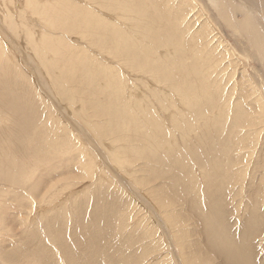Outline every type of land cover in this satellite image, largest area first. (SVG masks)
I'll return each mask as SVG.
<instances>
[{"label": "bare ground", "instance_id": "bare-ground-1", "mask_svg": "<svg viewBox=\"0 0 264 264\" xmlns=\"http://www.w3.org/2000/svg\"><path fill=\"white\" fill-rule=\"evenodd\" d=\"M3 1L7 8L17 0ZM17 2L23 11L3 14L10 30L23 34L48 72L60 69L59 75H51L52 84L70 100L72 110L81 105L96 143L114 146L108 153L112 165L126 168L144 158L148 179L141 184L157 194L167 227L190 255L189 264H264V185L246 192V169L238 162L248 158L240 156L246 149H256L253 155L259 153L258 160H264V78L253 80L244 67L240 74L231 68L227 75L232 62L217 76V62L232 52L220 53L214 44L225 25L246 40L264 67V0ZM68 36H78L82 43L75 46ZM17 58L0 35V242L7 235L15 248L4 253L0 247V255L13 264H133L134 244L118 251L128 214L117 195L102 193L89 200V207L74 205L40 232L29 234L28 221L5 228L8 219H19L20 210L49 190L47 179L59 177L58 183L70 180L73 186L78 177L96 178L97 167L95 155L59 124ZM240 76L238 83L234 78ZM167 136L173 140L168 139L170 151L165 153L160 143ZM170 159L177 167L171 168ZM152 163L160 168L154 179L174 173L196 180L180 188L193 197L195 228L179 219L172 204L175 194L166 188L170 178L152 186ZM187 166L193 173H186ZM197 168H203V178L196 175ZM98 170L107 175L104 168ZM96 180L105 189L108 182L102 176ZM7 210L12 213L5 222ZM239 211L247 220L238 217L233 222ZM15 227L21 231L13 232ZM137 231L130 236L141 237V244L145 232ZM19 236L25 243L15 247ZM152 242L148 237L146 244ZM200 242L208 255L191 251H199ZM118 252L121 258L132 257L121 261L114 256ZM138 252L136 262L147 257L140 245ZM166 255L156 264H171Z\"/></svg>", "mask_w": 264, "mask_h": 264}, {"label": "rangeland", "instance_id": "rangeland-1", "mask_svg": "<svg viewBox=\"0 0 264 264\" xmlns=\"http://www.w3.org/2000/svg\"><path fill=\"white\" fill-rule=\"evenodd\" d=\"M17 1L16 3L14 2L13 4H9L7 8H5L4 1L0 0V35L7 40V43H9L10 47L13 46V50L18 55L17 59L20 60L21 66H23V69H24L23 72L32 79L33 83L36 85V89L38 90L39 95L43 96L42 99L44 100L45 104L49 103V108L52 109L53 115L58 120L59 124L62 127H67L76 136L80 137L81 142L90 150L91 153L95 155L94 157L97 163V167H96V173H95L96 178L92 180L87 177H84V178L78 177L75 179L76 182L75 180H73L74 182L73 186L72 184L70 185L68 184L71 182L70 180L67 182H64L63 184L58 183L59 180L62 182V179H59V177H53L51 179H47L48 182L46 181V185L49 186L48 187L49 190L46 193H43V196L45 197L39 196V197L34 198V200L30 202L29 206H27L25 209L20 210V213L18 216L16 214V216L19 217V219L16 217L17 219L15 221H9L8 219L6 222L8 215L9 214L11 215V213L14 210L13 209L11 210L10 208L12 212L9 210L5 212L4 214L6 215L5 228H8V226L10 227L11 224H18L21 221L22 222L28 221L27 225L29 226L28 227V230L30 231L29 234L32 231L40 232V230L43 229L45 225H47V222H49L53 218L55 219L61 218L64 215V213L69 212L67 210L70 208H73L74 205L80 206L83 203L82 205L85 204V206L88 205L87 207H89L91 204L89 200H92L94 198L96 199L98 195L100 196L102 193L106 195L107 194L117 195L120 197L121 201L126 206L125 213L128 214L127 221L125 222L121 230V234H120L121 240L118 243V251H123L122 246L131 243L137 247V250L133 255V264H156V261L158 260L160 261L162 258L164 260V257L167 256L166 254H169L171 264H186V260L187 258L190 257V255L187 254L188 251L186 249L183 248L182 250L179 247L176 240L173 238L171 234L170 228L167 227L168 222L165 220V217L162 214L163 209L160 205L161 202L159 201L157 194L150 192L149 188L146 185L141 184L148 179L146 177L147 169L145 166L146 164H145L144 158L142 159L139 158L138 161L133 160L132 161L133 166L127 165L126 168L124 167L120 168L118 165L116 166L110 163V160H109L110 157L108 153L111 154L114 146L105 145V147H102V145H98L96 143L94 133L87 126L88 119L84 118V115L81 116V112H82L81 105L77 104L75 106V109L72 110V108H70L69 106L70 100L66 98H62L57 93L56 87H54V85L52 84L51 75L53 74L59 75L60 69L56 68L54 69V71L48 72L45 65H43L40 62V60H38V58L36 57L32 47L30 45H27V42L23 34L18 33L17 35L16 33L12 32V30H10L8 23L6 19L4 18L3 14H5L7 11H10V12L11 11L13 12L23 11L21 3ZM93 11L95 12V9H93ZM16 16H19V13H17ZM220 28H221V33H222L221 37L218 36L217 37L218 41L216 43L214 42V44L217 45L216 50L220 53H225L226 50L230 49L232 54L229 56L226 55L228 58L225 59L224 61L217 62L216 67H215V72L217 73V76H219L220 73L224 74V72L222 71L223 69L222 67L225 64L232 62L231 67L228 68L229 70L227 69V75L230 74L231 68H234L236 72L240 74L242 73L243 67H244L246 70V73H248L249 76L253 80H256L257 78L263 79L264 78V67L262 66V62L256 59L253 56L252 51L246 47V44H247L246 40L242 37H235L232 30L229 29L225 25L221 26ZM71 37L72 36H68V39L70 38L69 41L71 43L74 42L76 44L75 45L73 43V45L77 46L79 43H82L79 40L78 36H75L72 38ZM243 43L245 45H243ZM91 50L92 52H95V47L91 48ZM162 53L163 52L160 51L159 54H162ZM246 55H248L247 58H246ZM103 58L105 57L103 56ZM120 67H124V66H120ZM234 79H238V83L242 82V76H240L239 78H234ZM223 82L228 83V80L226 79ZM102 83L103 81H100V84ZM148 86H152L151 83H148ZM36 103H40V101L36 99ZM44 115L45 116L48 115L47 111H44ZM168 139L173 140V137L167 136L164 139V143H163V140L160 143V145L163 144V147L161 149L162 152L166 153L167 151L168 152L170 151ZM11 149L13 152L15 151L12 147ZM254 150L256 151V149H252V151H249L246 149L245 151L247 152L245 154H240V156L245 155L248 158L245 161H243V159L240 158V160L238 161V162H243V165L245 166V169H246V172H245L246 175H245L244 181L242 182V184L245 186L246 192L248 188H255L254 186H257L258 188H260L261 184L264 185L263 184L264 183V160L262 159L258 160L257 156L259 153H256L253 155ZM169 161L172 162L171 168L177 167V165L173 164L175 161L174 159L172 160L170 159ZM152 166L153 167L149 169V172L151 175L149 179H151L152 181V186L156 188L157 185L161 184L165 178L166 179L170 178L172 183H169L166 186V188L167 190H171L175 194V199L172 201V204L174 205V207H176L178 216L180 215L179 219L184 218V220H187L186 226L191 224L192 226H194L192 228H195L196 223L193 220L194 209H192V205H191V202H193V197L188 196V195L186 196V193L183 190H180V188H186L185 181H188L190 185H194L196 183V180L190 177V175H186V176L179 175V174L174 175V173L167 174L165 178L161 179L160 177L157 180V179H154L153 177L160 173L159 172L160 168L158 167V165H155L153 163H152ZM98 167H102V169L104 168L108 176L100 173L98 170ZM192 169L194 168L191 166L185 167V171L187 174L193 173ZM197 169L198 171L195 172L196 175H200L203 178L204 176L203 168H197ZM114 170H116V172ZM240 173H241V169L239 171V175ZM239 175H237L238 179L239 177H241ZM98 176L99 177L102 176V178L105 179L111 185L106 183L103 186L105 187V189L104 188L100 189L98 187L99 185L98 181L96 180ZM111 176L114 178V181L111 179L112 178ZM56 184H59V185H56ZM62 185L65 186L66 188L67 186H69V188L66 189ZM107 191L108 192L110 191V192L108 193ZM93 193H95V197L93 196L94 195ZM39 199L41 200L39 201ZM87 200L89 203L87 202ZM167 200H170V198H167ZM176 200H181L183 203L182 204L177 203ZM241 204L242 205L240 206L242 207L245 205L244 202H241ZM179 206H183L186 209L177 208ZM121 207H123V205L120 204L117 211L121 212L120 211ZM169 210H172V209H169ZM185 212H187L188 214L182 215ZM242 214L239 211L237 215L232 216L231 220L235 222L238 220L237 219L238 217H241L242 221L244 219L247 220L246 215L243 216ZM114 220L116 221V217H114L112 221ZM19 228L20 227L18 228L15 227V231L13 232L19 233L21 231V229ZM138 229L141 232H145L143 233L145 239L141 244H140L141 237H138V236L131 237L130 236L131 234L138 232L137 231ZM40 237L41 239H43L42 236ZM148 237L152 238V241L155 243L152 242V244H146V240L148 242ZM19 238L20 239L16 240L15 247L25 243L24 238L20 236ZM191 239H192V234H191ZM3 240H2L3 243L0 242V247L2 248L1 249L2 252L4 253L6 251L10 252L13 249H15L12 245H10L12 243H11V240L7 237V235H5ZM38 243L39 241H35V245H37ZM32 245H33V242L28 244L29 247H33ZM139 245L141 246V250L147 255V257L146 258L142 257L140 261L136 262V259L138 258L136 254L139 255V252H138ZM199 247H200L199 251H195L194 249H191L193 254L196 256L198 255L202 256L205 253L206 248L201 242L199 243ZM182 254H184L186 259L183 258ZM205 255H208L207 251ZM114 256L120 259L121 261L128 259L130 256L132 257V255L127 254L124 258H121L119 252L117 254H114ZM60 258H59V262L62 261V258L61 259ZM189 260L191 263L192 260L191 259ZM0 264H13V263L3 260L2 256L0 255ZM21 264H32V263L25 262Z\"/></svg>", "mask_w": 264, "mask_h": 264}]
</instances>
